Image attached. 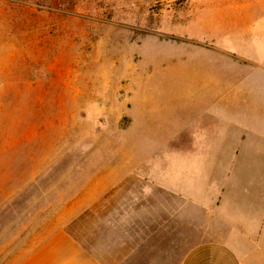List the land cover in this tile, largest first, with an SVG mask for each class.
Here are the masks:
<instances>
[{
    "label": "rangeland",
    "instance_id": "obj_1",
    "mask_svg": "<svg viewBox=\"0 0 264 264\" xmlns=\"http://www.w3.org/2000/svg\"><path fill=\"white\" fill-rule=\"evenodd\" d=\"M255 2L0 0V264H33L64 232L101 249L108 231L126 233L136 264L180 261L207 240L234 242L232 225L206 228V208L155 207L174 198L155 191L160 162H171L159 158L206 145L189 129L166 137L141 126L139 100L141 90L161 89L144 111L162 105L169 114L199 102L192 81L204 78L187 66L217 35L233 40L238 26L262 22ZM118 162L131 181L92 206L97 178ZM140 200L147 206L112 207Z\"/></svg>",
    "mask_w": 264,
    "mask_h": 264
},
{
    "label": "crops",
    "instance_id": "obj_2",
    "mask_svg": "<svg viewBox=\"0 0 264 264\" xmlns=\"http://www.w3.org/2000/svg\"><path fill=\"white\" fill-rule=\"evenodd\" d=\"M254 1L252 4L264 5L263 0ZM260 21L238 26L233 40L217 35L206 42V55L187 66V71H196L199 74L194 75L204 78L202 82L192 81L197 90L201 89L194 92L196 96L202 94L199 102L194 100L193 105L176 107V112L171 114L162 105L145 112L144 106L150 103L153 92L161 89L141 90V126H154L156 131L164 129L166 137L189 129L195 143L206 145L205 151L159 158L171 162H160L158 170L164 173L157 179L155 191L172 193L174 198L156 201L155 207L193 211L206 208V228L218 230L232 225L234 231L233 243L201 242L191 246L180 261L170 259L171 264H264V19ZM152 83L148 81L147 85ZM124 164L113 163L107 167L106 174H100L92 206L116 185L131 181V175L121 168ZM133 171L139 177L138 169ZM147 204L140 200L118 202L112 207H146ZM189 216L193 219L188 224L194 225L195 214ZM111 218L126 222L128 217ZM95 234H91L92 241L98 238ZM60 235L64 242L34 254L33 264H136L132 258L134 250L130 252L126 248V233L108 231L103 249L92 246L93 243L85 246L77 236L65 232ZM140 235L130 236L136 240ZM146 264L166 263L163 259H150Z\"/></svg>",
    "mask_w": 264,
    "mask_h": 264
}]
</instances>
